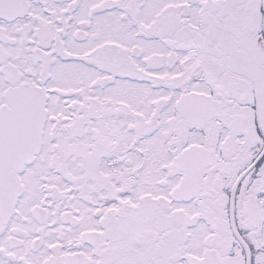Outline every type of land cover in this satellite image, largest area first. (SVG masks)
Returning <instances> with one entry per match:
<instances>
[{"label":"snow or ice","instance_id":"1","mask_svg":"<svg viewBox=\"0 0 264 264\" xmlns=\"http://www.w3.org/2000/svg\"><path fill=\"white\" fill-rule=\"evenodd\" d=\"M0 264H264V0H0Z\"/></svg>","mask_w":264,"mask_h":264}]
</instances>
